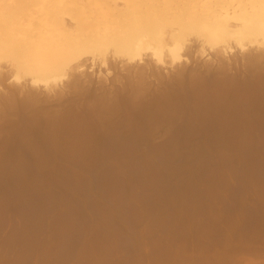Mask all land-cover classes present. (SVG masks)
<instances>
[{"label":"bare ground","instance_id":"bare-ground-1","mask_svg":"<svg viewBox=\"0 0 264 264\" xmlns=\"http://www.w3.org/2000/svg\"><path fill=\"white\" fill-rule=\"evenodd\" d=\"M258 154L264 157V0H0V204L10 200L11 206L15 207L20 203L19 197L33 199L38 194L43 197L45 194H41L43 192L39 188L50 189L47 191L53 201L52 215L47 204H42V207L36 204L38 208L46 206L50 212L44 208V215L47 213L50 218L45 216L49 219L48 237L38 238L37 243L27 239L29 247H34L28 248L29 244L24 241L23 246L20 241H27L26 233L21 231L24 235L20 232L23 239L19 240L18 235L14 236L16 230L10 226L14 231L10 230L12 238L16 237L18 243L13 239L15 244L8 241V249L11 245L16 248L17 244L20 251L12 248L15 252L11 255L12 251L7 249L10 256L3 259H7V264H26L35 254L39 258L38 264H64L71 253H75L79 260L87 259V264H123L115 263L116 259L111 262L109 254L113 251L116 230L126 209L127 203L124 201L126 204H122V200L125 196L128 199L129 187L147 183V186L142 184L145 194L140 196L141 206L147 210L149 207L152 209L154 202L166 198L170 202L169 194L172 192L169 186L174 187L172 180H176L175 172L171 171L167 173L170 179L162 183L163 175L160 177L158 168H155L157 164L154 165L150 158L160 157L167 165L173 164L176 158H183L185 165L181 163L184 165L181 169L177 170L179 166L174 169L187 175L186 180L183 178L186 190H181V184L180 189L174 187L173 199L179 197L193 206L195 193L200 189L194 172L204 170L199 172L200 176L204 174L209 182L204 177L202 183L207 181L213 185L215 181L213 188L206 182L202 192L208 185L215 196L217 191L214 187L216 182H220L223 189L218 190H221L223 198L233 177L237 181H251L249 167L252 165L249 161ZM192 162L200 166L194 168ZM160 166L163 165H159L161 169ZM200 176L199 179L202 178ZM92 180L98 185V190L105 192V196L106 193L111 197L118 195L108 198L112 200L111 204L101 207L99 198L90 187ZM115 180L122 183V189ZM254 181L251 187L256 189L258 185ZM167 182L170 183L168 186ZM162 184H166V189L170 188L169 194L164 193L167 191ZM57 189L63 191L58 192ZM257 189L261 191L264 187ZM207 190L209 196V188ZM79 192L90 200L86 204L93 208L96 217L99 213L103 218H93L95 215L87 211ZM13 197H18L16 205ZM145 204L149 207L146 208ZM161 205L158 207L162 209L164 205ZM71 206L76 207V213L75 210L73 212L77 218L84 219L86 225L99 222L98 226L92 225L88 229V225L84 226L85 229H80V226L78 230L75 226L78 223L72 220ZM183 206L181 204V209ZM7 207L10 206L6 205V213L2 210L5 215L13 208L6 210ZM18 207L16 212L20 209ZM136 207L138 211L141 209L140 205ZM178 208L174 210L178 211ZM197 209L193 208L190 215L185 210L179 213L192 219ZM257 209L254 212L259 213L261 220L264 219V211L260 207ZM14 212L10 217H15ZM181 214L179 216H183ZM164 219L163 216V222ZM189 219H186L187 226L192 222ZM259 219L257 223L259 221L261 225ZM38 220L34 223L39 225L41 221ZM23 221L21 224L25 219ZM73 221L76 224H72ZM14 223L11 225L17 226L18 223ZM0 226H3L0 231L5 228L4 224ZM178 227L170 226L169 237L178 235ZM237 228L233 230L237 231ZM73 229L78 230L75 233L86 232L78 236ZM221 229L220 235L225 228ZM38 230L44 232L43 228ZM228 230L221 235V247L224 248L230 246L228 239L236 234ZM89 232L93 236L91 239ZM44 233L47 234L46 231ZM40 234L43 235L39 233L37 237ZM237 237L239 239V235ZM210 238L209 242L202 239V244L212 245ZM0 241L4 245L3 239ZM2 248L0 254L4 253ZM167 248L161 250L162 253L175 252L169 250L172 247Z\"/></svg>","mask_w":264,"mask_h":264},{"label":"rangeland","instance_id":"rangeland-1","mask_svg":"<svg viewBox=\"0 0 264 264\" xmlns=\"http://www.w3.org/2000/svg\"><path fill=\"white\" fill-rule=\"evenodd\" d=\"M264 158L262 155H260V154H258V155H256V156H254V157H251V158H253V159H250V161H249V165L252 167H249L251 170L250 171H252V172H250L251 173V181H248V182H246L245 180H240V181H237L233 176V178L231 179V184H233L232 185V187H230L231 186V184H230V186H228L227 188V190H229V191H227V192H225L226 190H224V192L226 193L225 195H223V198H222V195H220V193H221V190H220V192H219V190L218 189H223V187H220L221 186V184H220V182H216V184H217V186H216V188L214 187V191L216 192V194H215V196H213V189L211 190V188L210 187H212L213 188V185L215 186V181L213 182V185L212 184H210V183H208L209 182V180L207 179V177L204 175H202V176H200L201 174L200 173H203V171L204 170H200L198 173H196V172H194L195 174H197V175H195V178L198 180V183L196 184L198 187L197 188H200L199 190H197V191H199L200 192V194H198V193H195V197H194V207L193 206H191V205H189V202H187V201H184L183 199H181V198H179V197H174L175 199H173V196H174V192H173V189H174V187L176 188V189H180V187H181V185H182V187H181V190H182V188H183V191H185L186 189V185L184 184L185 183V180L187 179V175H184L185 173H181V172H177V170H179V169H181L184 165H185V163H183L184 162V160H183V158L181 159V158H176L172 163L173 164H169V165H167V164H165L163 161H162V159L160 158V157H152V158H150L151 160H152V162H154V165H155V163L157 164L156 166H158V167H156L155 166V168H158V172H160V177H161V175H163V177H161V179L164 181L165 179H170V177H169V175L167 174V173H170L171 171H173V172H175V176L174 177H176V180H172V181H174L173 182V184H172V186L174 185V187H171V186H169L167 189H166V186H164V185H166V184H162V187L164 186L165 187V191H167V192H164L163 190V188H162V192L161 193H168L169 192V189H170V192H172V193H168L169 194V197H170V202L169 201H167L169 198H166L165 200H163V201H157V203L156 202H154V204L153 205H151V207H152V209L149 207H147L146 206V204L144 205L146 208H148L147 210H145V208L143 207V206H141L142 205V203H141V201H140V196H141V194H145V190L143 191V189H145V186H143V185H145L146 184V186H147V183H145V184H143L144 182H142L141 184H138L137 186L136 185H132V186H130L129 187V189H128V199L126 198V196H125V198L122 200V204H124V201L127 203H125L126 204V211L124 210V212H123V218H121V221L119 222V226H118V228L119 229H117L116 230V235H115V239H114V244H113V251L111 250L110 252H112V253H110L109 254V257L111 258H109L110 260H111V262H113V261H115L114 259H116V262L115 263H117V262H123V264L125 263V264H264V237H260V236H264V230L262 229V228H264V225H262V220H263V222H264V219H262L261 220V218H260V215H259V213H255V212H257L258 211V209H257V207L259 208L260 207V210L261 211H264V209H262V208H264V205L262 204V203H264V201H262V200H264L262 197H264V189H261V188H263L264 187V169L262 168L264 165H262V164H264L263 163V159L262 158ZM259 158H261V160L259 159ZM180 159V160H179ZM252 160V161H251ZM179 161H180V163H179ZM260 161V162H259ZM162 162V164H160ZM175 162V163H174ZM181 163H183L182 165H181ZM259 163V164H258ZM175 164H177V165H175ZM179 164V165H178ZM194 164H195V166H194ZM159 165H163V166H160L161 167V169L159 168ZM180 165H181V167H180ZM189 165H191V164H189ZM196 165H197V167H199L200 165L199 164H196V163H193L192 162V167H196ZM254 165H256V168H255V166ZM257 165H259V166H257ZM175 166V167H174ZM178 166H179V168H178ZM226 166V165H225ZM261 166V167H260ZM163 167V168H162ZM228 167H229V165H228ZM174 168H178L177 170L176 169H174ZM190 168V167H189ZM164 169V170H163ZM167 169H168V171H167ZM260 169V170H259ZM261 169H262V171L263 172H261ZM157 170V169H156ZM165 170H166V172H165ZM255 170V171H254ZM259 170V171H258ZM161 171H164L165 172V176L167 177V178H165V176H164V172L162 173ZM181 171V170H180ZM253 171H254V173H253ZM205 174H206V172H204ZM229 173L232 175H234L235 176V174L233 173V172H230L229 171ZM179 174V175H178ZM168 175V176H167ZM193 175V174H192ZM261 175H263V176H261ZM199 176L200 177H202L201 179H199ZM253 176V177H252ZM255 176V177H254ZM257 176V177H256ZM204 177H206V179L208 180V185H212V186H210V187H207L206 186V188L208 189L209 188V196H208V190L206 189L205 190V192H204V190H203V192H202V189H204V187H205V185L207 184L206 182L205 183H202V182H204L205 180V178ZM236 177V176H235ZM181 178V179H180ZM185 180H184V179ZM263 180V182L260 180ZM174 179V178H173ZM235 181H237V182H235ZM237 179H239V178H237ZM254 179H255V181H254ZM258 179V180H257ZM180 180V181H179ZM184 182H183V181ZM200 180V181H199ZM204 180V181H203ZM162 181V183H166V180H165V182H163ZM167 181H171V180H167ZM171 181V182H172ZM243 181V182H242ZM253 181H254V183H255V185H258V186H256V189H254V188H252L251 186H253L254 184H253ZM256 181H257V183H256ZM260 181V182H259ZM93 182H95V181H91L90 182V187H91V189L93 188V194H96L97 195V197L99 198L98 200H99V202L101 203V207H103V206H105V205H109V204H111V202L110 201H112V200H108V198L109 199H113V198H115L116 196H118V195H114V197H113V195H112V197H111V194H107L106 193V196H105V192H103V191H101V190H98L99 189V187H98V185H96V182L94 183V184H92ZM140 182V181H139ZM176 182V183H175ZM178 182V183H177ZM180 182V183H179ZM183 182V183H182ZM240 182V184H238ZM250 182L252 183V184H250ZM261 182H262V184H261ZM115 183L116 184H119V186H120V188L122 189V183L121 182H119V181H116L115 180ZM137 183H138V181H137ZM222 183V182H221ZM249 184V186H248V184ZM94 185L95 186V189H94V186H92V185ZM143 184V185H142ZM170 184V183H169ZM168 184V182H167V186L169 185ZM177 185V187H176V185ZM181 184V185H180ZM201 184H205L204 186L203 185H201ZM223 184V183H222ZM179 185V186H178ZM184 185H185V187H184ZM243 185V186H242ZM262 185H263V187H262ZM142 186V187H141ZM236 186H238V187H236ZM246 186V187H245ZM137 187H139L138 189H137ZM250 187V188H249ZM259 187V189H261V191H262V193H261V191H259L257 188ZM130 188H132V189H130ZM230 188V189H229ZM233 188V189H232ZM245 188V189H244ZM252 188V189H251ZM39 189H42V192L43 193H41V191H40V193L41 194H45V195H42L43 197H39L40 196V194H38V196L37 197H35V198H33V199H35V200H33L31 197H13L12 199H13V201H14V205H16V203H18L17 202V199L16 198H18L19 200V204L18 205H16L17 207L18 206H20V204L22 203V207H24L23 209H21V206L20 207H18V208H20V209H18L19 211H17L16 212V210H17V207L15 206H11V203L9 202V201H4L5 202V204L2 202L1 204H0V206L2 205V204H4L3 206H5L6 207V205H8V206H10V208L9 207H7L6 208V210L8 209V210H11V208H12V213L14 212V216L15 217H13V215H12V217L14 218V219H16L18 222H16V220L14 221V219L12 218V217H10V215L12 214L10 211H8L9 213H7L8 214V216H7V214L5 215V213L7 212V211H5V207H2V209L0 208V211H1V213H0V216H2V217H0L1 219V221H0V223L3 225L4 224V226L5 225H7V227L5 226V228L2 230L1 229V233H0V240H2L3 239V242H4V245H1L2 243V241H0V248L3 246L4 248H5V250H4V248H2V250L4 251V253H2V254H0L1 256L0 257H2V259H0L1 260V262H0V264H2L3 262V264H7V263H9L8 261H7V259L5 260V261H7V262H5L3 259H5V258H8L9 256H8V253L10 252V251H8L7 252V249H8V245H9V243H8V241L11 243V241H12V237H13V235L11 234V231H12V229H15L16 231H15V234H14V236L15 235H18V236H16L17 238L19 237V240L20 239H23L22 238V235H24V234H22V232H24V233H26V235L28 236V238H27V236H26V240L27 239H32L31 241H34V243H35V241H36V243L38 242L37 241V239L38 238H43L44 239V235H45V237H48L49 236V233L47 232V230H48V228H47V226H48V221H49V219H46V218H48L46 215H48L47 213H49L50 211H52V212H50L49 214H51L52 215V213H53V210H52V207H53V201H51L52 200V196H50V194H49V192H50V189H47V190H49V192L46 190V189H44V188H39ZM70 189V191H72L71 190V188H69ZM120 189V190H121ZM142 189V190H141ZM185 189V190H184ZM216 189V190H215ZM248 189V190H247ZM252 191H251V190ZM44 190V191H43ZM95 190V191H94ZM130 190H132L131 192H130ZM212 192H211V191ZM231 190H233L232 192H231ZM246 190V191H245ZM45 191H47L46 193L51 197H49L48 198V195L45 193ZM57 191L58 192H60V191H63V189H60V190H58L57 189ZM100 191V192H99ZM134 191V192H133ZM143 191V192H142ZM196 191V192H197ZM236 191V192H235ZM239 191V192H238ZM244 191V192H243ZM258 191V192H257ZM137 192V193H136ZM214 192V193H215ZM234 192V193H233ZM255 192V193H254ZM102 193H104V194H102ZM203 193V194H202ZM207 194V197H206V194ZM212 193V194H211ZM229 193V194H228ZM238 193V194H237ZM241 193V194H240ZM260 194L261 196H259L258 194ZM79 194L81 195V197L85 200V206H86V209H87V211L90 213V214H94L95 216L93 217V218H95L96 217V213H95V211L93 210V208L92 209H90V205H87V204H89V202H90V200H88L87 199V197H85V195H84V193H82V192H79ZM171 194H173L172 196H170ZM197 194H198V198H197ZM204 194H205V196H204ZM212 195V197H214V199H216V200H214L212 197H211V195ZM218 194V195H217ZM240 194V195H239ZM244 194V195H243ZM221 197H220V196ZM255 195H257L258 197H256ZM45 196H47V197H45ZM100 196V197H99ZM102 196H104V197H102ZM135 196H137V197H135ZM218 196H219V200H218ZM240 196L243 198V200H241L242 198H240ZM101 197H102V199H101ZM111 197V198H110ZM139 197V198H138ZM206 197V198H205ZM208 197H209V200H213V201H209L208 200ZM211 197V198H210ZM215 197H217V198H215ZM229 197V198H228ZM239 197V198H238ZM41 198V199H40ZM86 198V199H85ZM131 198H132V200H131ZM178 198V200H176ZM199 198H200V200H201V202L199 201ZM202 198V199H201ZM259 198H260V200H259ZM14 199H16V201L14 200ZM51 199V200H50ZM104 199V200H103ZM195 199H198V200H195ZM207 199V200H206ZM259 201H258V200ZM107 201V203L108 204H106V201ZM131 200V201H130ZM172 200V201H171ZM181 200H183V203L181 202ZM128 201V202H127ZM136 201V202H135ZM166 201V202H165ZM176 201V203H174V202ZM178 201H180L181 203H179ZM197 201H198V203H197ZM208 201V202H207ZM221 201H223V202H221ZM255 201V202H254ZM262 203H261V202ZM7 202H9L8 204H7ZM12 202V201H11ZM131 202H132V204H131ZM140 202V203H139ZM164 202V203H163ZM197 203V205L199 206H197L196 205V203ZM206 202H207V204H206ZM239 202V203H238ZM258 202V203H257ZM77 203V202H76ZM87 203V204H86ZM136 203V204H135ZM168 203H169V205H168ZM175 205H174V204ZM177 203H179V204H177ZM224 203V204H223ZM240 203H243V205L242 204H240ZM261 203V204H260ZM10 204V205H9ZM13 204V203H12ZM36 204H37V206H44V205H42V204H47L48 205V207H49V210L48 209H46V206L44 207L45 208V210H47V213H46V215H44L45 214V210L43 211V209L44 208H41V207H37L36 206ZM92 204V203H91ZM105 204V205H104ZM124 204V205H125ZM133 204H135V205H133ZM160 204H163L164 205V207H163V205H161L163 208L161 209V207H158V205H160ZM177 204V205H176ZM181 204L183 205L184 204V208H182L181 209ZM239 204V205H238ZM255 204V205H254ZM257 204V205H256ZM28 205H35L36 207H34V206H31V208L32 207H34L33 209L34 210H36L38 213H39V215L41 214V216H43V217H40L39 215H37L38 213H35L36 211H34L33 209H31ZM93 205V204H92ZM136 205H140V207H141V209H139V211H138V209H137V207H136ZM168 205V206H167ZM180 206V208H178L179 206ZM195 205L197 206V207H195ZM209 205V206H208ZM230 205V206H229ZM79 207V204H76V207ZM88 206H89V209H88ZM155 206V207H154ZM170 206V207H169ZM171 206H173V207H171ZM176 206V208H174ZM204 206V207H203ZM208 206V207H207ZM212 206V207H211ZM250 206V207H249ZM75 206L73 207V206H71V213H72V220H74V221H76L78 224H76V222H72V224L73 223H75L76 225V227H77V229L79 230V227L81 226V228L80 229H85V227L84 226H87V229H88V227L89 226H95V227H97L98 226V224H99V222H95V223H93V222H91V223H88L87 225L85 224V220L84 219H82V218H77L78 216H76L75 215V213H76V211H77V209L78 210H81L80 208H78L77 207V209H75L76 208ZM107 207H109V206H107ZM139 207V208H140ZM186 207V208H185ZM206 207V208H205ZM253 207V208H252ZM255 207H256V209H255ZM4 208V209H3ZM37 208H38V210H37ZM41 208V209H40ZM134 208H136V209H134ZM143 208V209H142ZM154 208H155V210H154ZM159 210H158V209ZM167 208V209H166ZM172 208V209H171ZM178 208V211L177 210H174V209H177ZM193 208H198L197 209V213H196V215H195V217H192V219H189V218H191V217H187V216H189L190 214H189V212L191 213L192 211H193ZM201 208H204V209H201ZM209 208V209H208ZM247 210H246V209ZM16 209V210H15ZM102 209V208H101ZM133 209V210H132ZM150 209V210H149ZM180 209V210H179ZM206 209H208V211L206 210ZM253 211H252V210ZM2 210H4L5 211V213H4V211H2ZM14 210V211H13ZM34 212H33V211ZM75 210V213L73 212ZM92 210V211H91ZM132 210V211H131ZM149 210V211H148ZM153 212H152V211ZM156 210H158V212L156 211ZM165 210V211H164ZM181 210H183V213H184V210L186 211V212H188V214L189 215H187V214H185V215H183V214H181L182 213V211ZM237 210V211H236ZM251 210V211H250ZM254 210H255V212H254ZM49 211V212H48ZM102 211H103V209H102ZM128 211V212H127ZM148 211V212H147ZM157 212V214H156V212ZM162 211V212H161ZM171 211V212H170ZM176 211V214H177V216H176V214H174V212ZM4 213V215H1V214H3ZM19 212H20V214H19ZM44 212V213H43ZM93 212V213H92ZM139 212H140V214H139ZM163 212L166 214H163ZM169 212H170V214H169ZM179 212H181V213H179ZM185 212V213H186ZM242 214H241V213ZM253 212V213H252ZM17 213V214H16ZM101 213V212H100ZM136 213H137V215H136ZM148 213V214H147ZM161 213V214H160ZM248 213V214H247ZM250 213H252L253 214V217H252V214H250ZM18 214H19V217H18ZM25 214V215H24ZM27 214V215H26ZM36 214V215H35ZM154 214H156V216L154 215ZM179 214H181V215H183V216H179ZM240 214V215H239ZM21 215L23 216V217H21ZM34 215H35V217L37 218L36 219V221H35V217H34ZM98 216L99 215H101V214H97ZM153 215H154V217H153ZM168 215V218L166 217ZM174 215H175V217H174ZM241 215H242V217H241ZM244 215V216H243ZM248 215V216H247ZM4 216L6 217V218H4ZM27 216V217H26ZM45 216H46V218H45ZM96 217V219H98V220H100V218L99 217H101V216H99V217ZM163 216H164V218H166V219H164V222H163ZM174 217V218H171V217ZM185 216V217H184ZM203 216H205L204 217V219L202 218ZM209 216V217H208ZM237 216V217H236ZM240 218H239V217ZM250 216L252 217V218H250ZM257 216H259V218H257V219H259L261 222V225H259L258 223H259V221H258V223H257V219H256V217ZM135 217H137V218H135ZM155 217H159V221H157L156 220V218ZM181 217V218H180ZM228 217V218H227ZM230 217H233V218H230ZM263 217V216H262ZM6 219V220H4V219ZM8 218V219H7ZM19 218V219H18ZM27 218V219H26ZM41 218V219H40ZM45 218V219H44ZM50 218V217H49ZM101 218H103V217H101ZM140 218V219H139ZM151 218H153V219H151ZM176 218H177V220H176ZM186 218L187 220L189 219L190 221H192L191 223H188V226H187V221H186V219L184 220V219ZM200 218H201V220H200ZM209 218V219H208ZM211 218H213V219H211ZM227 220H226V219ZM10 219V220H9ZM13 221H12V220ZM25 219V223H23V224H21L22 222H24L23 220ZM38 219H40V221L38 220ZM82 219V220H81ZM127 219V220H126ZM138 219V220H137ZM170 219V220H169ZM195 221H194V220ZM199 221H198V220ZM211 219V220H210ZM223 221H222V220ZM224 219H225V221H224ZM230 219H232V221L230 220ZM236 219H237V221H238V227L240 226V224H241V228L239 227V228H237V226L236 225H234L235 224V222H237L236 221ZM240 219H242V220H240ZM243 219H244V221H243ZM9 220V221H8ZM37 220L40 222V226L37 224V223H34V221L35 222H37ZM135 220V221H134ZM155 220H156V222H155ZM206 220V221H205ZM219 220V221H218ZM233 220H235V222L233 221ZM250 220H253V221H250ZM5 221H8V222H5ZM85 221V222H84ZM103 221V220H102ZM102 221H100V223L102 222ZM162 221V222H161ZM168 221V222H167ZM204 221V222H203ZM212 221H214V222H212ZM244 222V223H246L245 225H248V226H250L249 225V223H251L252 225L251 226H254L253 228L251 227V229L248 227H246L245 225H244V223H242V222ZM5 222V223H4ZM15 222V223H14ZM28 222V223H27ZM38 222V223H39ZM131 222H132V224H131ZM161 222V223H160ZM166 222V223H165ZM170 222H173V223H170ZM177 222V223H176ZM199 224H198V223ZM205 222L207 223V225L205 224ZM226 222V223H225ZM230 222H233V223H230ZM248 222V223H247ZM252 222H254V223H257L259 226H261V227H259L257 224L256 225H253L254 223H252ZM7 223V224H6ZM12 223H14V224H17V226H14V225H11ZM41 223H42V226H41ZM81 223V224H80ZM93 223V224H92ZM154 226H151V224ZM165 223V224H164ZM169 223V224H168ZM175 223V224H174ZM181 223V224H180ZM183 223H186L185 225H186V228H185V225L183 224ZM202 223V224H201ZM212 223V224H211ZM227 223H229V224H227ZM0 224V225H1ZM34 225V226H32V225ZM36 224V225H35ZM85 224V225H84ZM125 224V225H124ZM158 224V225H157ZM173 224H174V226H176V227H178L179 225L181 226V227H178V231L177 232H179L178 233V235H174L173 237H169V228H170V226L171 227H174L173 226ZM179 224V225H178ZM219 224V225H218ZM242 224H243V226H242ZM27 225V226H26ZM37 225L39 226V227H41V228H39V227H37ZM44 225V226H43ZM78 225V226H77ZM137 225V226H136ZM168 226V228H167V226ZM178 225V226H177ZM191 225H192V227H195V228H192L191 227ZM198 225V226H197ZM202 225H203V227H202ZM212 225V226H211ZM214 225H215V227H214ZM222 226V229L223 228H225V230L227 231L228 229L229 230H231V227H233V226H231V225H234L238 230L236 231V229L235 230H233V228H235V227H233L232 228V230H233V232L232 233H236V234H238L239 235V239H238V235L236 236V234L234 235V234H232L231 236L232 237H234V238H232V237H230L231 238V240L230 239H228L231 243H232V241H233V239H234V241H233V244L231 245L230 244V242H229V245L230 246H228V248L226 247V248H224V246L223 247H221L222 245V242H221V240H222V238L223 237H221V235H224L223 234V232L225 231H222V229H221V226ZM229 225H230V227H229ZM10 226H11V228H10ZM21 226V227H20ZM23 226V227H22ZM29 226V227H28ZM73 227V228H76V227ZM126 226H128V227H126ZM149 226V227H148ZM152 228H151V227ZM160 228H159V227ZM200 226V227H199ZM220 226V227H219ZM255 226H257L256 228H255ZM263 226V227H262ZM1 227H3V226H0V228ZM34 227V228H33ZM123 227V228H122ZM164 228L163 230H162V228ZM202 227V228H201ZM210 227V228H209ZM227 227V228H226ZM243 227V228H242ZM10 228V229H9ZM25 228V229H24ZM42 228H43V230H44V232L46 231V233L47 234H45L44 232H42L41 230H42ZM121 228V229H120ZM126 230H125V229ZM139 228V229H138ZM204 228V229H203ZM206 228V229H205ZM216 228L218 229V228H220L221 229V235H220V229H219V231L218 230H216ZM260 228H261V230H260ZM18 229V230H17ZM38 229H40V231L41 232H39V230ZM123 229H124V231H123ZM135 231H134V230ZM148 229V230H147ZM151 229H154V230H151ZM207 229H208V231H207ZM215 229V230H214ZM251 231H250V230ZM253 229V230H252ZM11 230V231H10ZM29 230H31V231H29ZM74 230V229H73ZM78 230H74V233H75V231H77L78 232ZM100 230V229H99ZM119 230V231H118ZM137 230V231H136ZM167 230V231H166ZM179 230H181V231H179ZM190 230H192V231H190ZM201 230V231H200ZM207 231V233H206V231ZM228 230V232H230ZM231 230V231H232ZM3 231V232H2ZM7 231H8V233H7ZM9 231H10V234H9ZM22 231V232H21ZM81 231V230H80ZM184 231V232H183ZM205 232V234H204V232ZM213 231V232H212ZM234 231H236V232H234ZM238 231H240V232H238ZM242 231V232H241ZM259 231V232H258ZM17 232H19V233H17ZM20 232H21V234H20ZM37 232V233H36ZM75 233V234H78V236H80V235H83L85 232H86V230L84 231V233H83V231H81L82 233L80 234V233ZM119 232V233H118ZM137 232V233H136ZM149 232V233H148ZM162 232V233H161ZM164 232V233H163ZM168 232V233H167ZM187 232V233H186ZM194 232V233H193ZM210 232H212L211 234H209ZM219 233V236L216 234V233ZM262 232V233H261ZM12 233H14V231H12ZM35 233V234H34ZM39 233H44L43 235H41L40 234V236H38L37 237V235L39 234ZM118 233V234H117ZM167 233V234H166ZM202 233V234H201ZM214 233H215V235H214ZM225 233V232H224ZM240 233V234H239ZM251 233V234H250ZM253 233V234H252ZM259 233V234H258ZM20 234V235H19ZM30 234H33V235H30ZM93 234H94V232H93ZM135 234V235H134ZM163 234H165V235H163ZM227 234V233H226ZM6 235H8V236H6ZM12 235V236H11ZM89 235L90 236H92V233L91 232H89ZM96 235H98V233L96 234ZM95 235V236H96ZM118 235V236H117ZM132 235H133V237H132ZM184 235V236H183ZM190 235V236H189ZM204 235H206V236H204ZM208 235H210L209 237H208ZM251 235V236H250ZM260 235V236H259ZM3 236H5L4 238H5V240H7V242L5 243V240H4V238H3ZM10 236V237H9ZM21 236V237H20ZM25 236H23V237H25ZM30 236V237H29ZM89 236V237H90ZM189 236V237H188ZM201 238H200V237ZM213 236H215V237H213ZM240 236H241V238H240ZM246 236V237H245ZM248 236V237H247ZM2 237V238H1ZM6 237H8V238H10L9 240H8V238H6ZM16 237H14V241H15V243H18V242H16ZM32 237V238H31ZM85 237H86V235H85ZM206 237H208V239L210 238V242H211V244L212 245H210V243L209 244H207V245H209L208 246V248H207V245H206V243H204V245L202 244L203 242H202V239H203V241H207V242H209L208 241V239L206 238ZM213 237V238H212ZM221 237V238H220ZM237 237V238H236ZM244 237V238H243ZM91 238H93V236L92 237H90V239ZM96 238V237H95ZM160 238V239H159ZM170 238V239H169ZM187 238V239H186ZM206 238V239H205ZM29 239V240H30ZM35 239V240H34ZM39 239V240H40ZM46 239V238H45ZM179 239V240H178ZM184 239H186V240H184ZM201 239V240H200ZM213 239H214V241H213ZM19 240H17V241H19ZM29 240H27V241H25V240H21L20 242H21V244H22V242L24 241L25 243H27V244H29ZM118 240V241H117ZM123 240H124V243H123ZM136 240V241H135ZM151 240L153 241V242H151ZM159 240V241H158ZM160 240L162 241V242H160ZM182 240V241H181ZM220 240V241H219ZM14 241H12L13 243H14ZM41 242L43 241V240H40ZM78 241H79V238H78ZM116 241H117V243H116ZM139 241V242H138ZM140 241H141V244H140ZM183 242V243H181V242ZM219 241V242H218ZM244 241V242H243ZM20 242H19V245H20ZM23 242V243H24ZM164 242V243H163ZM185 242V243H184ZM213 242V243H212ZM235 242V243H234ZM240 242V243H239ZM14 243V244H15ZM31 243V242H30ZM34 243H31V245L32 244H34ZM134 243V244H133ZM136 243V244H135ZM200 243V244H199ZM220 243V244H219ZM5 244L7 245L6 247H5ZM154 244V245H153ZM213 244L215 245V247L213 246ZM220 246H219V245ZM241 244V245H240ZM11 245V244H10ZM23 245V244H22ZM128 245V246H127ZM240 245V246H239ZM24 246V245H23ZM30 246V244L28 245V248H32V247H34V246H32V247H29ZM138 246V247H137ZM166 246H168V248H170V247H172V249L170 248L169 250L171 251V252H174V250H175V252H177V253H170V254H167V253H162V251H164L165 250V248H166ZM173 246H175V247H173ZM184 246V247H183ZM197 246V247H196ZM200 248H199V247ZM206 246V247H205ZM36 247V246H35ZM117 247H119V248H117ZM163 247H164V249H163ZM182 247V248H181ZM204 247V248H203ZM9 248L10 249H8V250H11L12 248H14V250L16 251L17 250V248H18V251H20V247H18L17 246V244H16V248H15V245H13V247H12V245L11 246H9ZM25 248H26V245H25ZM25 248H23V249H25ZM117 248V249H116ZM159 248V249H158ZM162 248V249H161ZM167 248V249H168ZM177 248V249H176ZM180 248V249H179ZM195 248V249H194ZM202 248V249H201ZM216 248V249H215ZM21 249H22V247H21ZM125 249H127V250H125ZM136 249V250H135ZM157 249H158V251H157ZM166 249V250H167ZM179 249V250H178ZM206 249V250H205ZM227 249V250H226ZM1 250V249H0ZM14 250H11L12 252H10V254L12 255L15 251ZM126 252H125V251ZM139 250V251H138ZM162 250V251H161ZM173 250V251H172ZM177 250V251H176ZM183 250H184V252H183ZM221 250V251H220ZM2 251V252H3ZM128 251V252H127ZM136 251V252H135ZM179 251V252H178ZM187 251V252H186ZM206 251H208V254H207V252ZM219 251V252H218ZM142 252V253H141ZM161 252V253H160ZM184 254H183V253ZM202 252V253H201ZM0 253H1V251H0ZM132 253V254H131ZM140 253V254H139ZM151 253H153V254H151ZM155 253V254H154ZM157 253V254H156ZM182 253V254H181ZM6 254V255H5ZM72 254H74L73 255V258H71L72 256ZM120 254V255H119ZM163 254V255H162ZM164 254H165V256H164ZM176 254H177V256H176ZM204 254V255H203ZM210 254V255H209ZM68 255V254H67ZM116 255V256H115ZM128 255V256H127ZM142 255H144V256H142ZM152 255H154V256H152ZM156 255V256H155ZM158 255V256H157ZM162 255V256H161ZM182 255V256H181ZM35 258L37 257V254H35V255H33ZM75 256V257H74ZM87 256V255H86ZM86 256H84V257H86ZM111 256H114V257H117V258H114V257H111ZM126 256V257H125ZM184 256H186V257H184ZM192 256V257H191ZM4 257V258H3ZM34 257H32V259L34 258ZM124 259H123V258ZM129 257V258H128ZM131 257V258H130ZM133 257V258H132ZM151 257V258H150ZM165 257V258H164ZM166 257H169V258H166ZM173 257V258H172ZM189 257V258H188ZM197 259H196V258ZM206 257V258H205ZM29 258H31V257H29ZM35 258L32 260V263L31 264H35V263H37L38 264V262L37 261H39V258L37 259V260H35ZM71 258V259H70ZM127 260H126V259ZM142 260H141V259ZM156 258V259H155ZM160 260H159V259ZM177 258V259H176ZM195 258V259H194ZM28 259V258H27ZM67 259V260H66ZM65 259V262H64V264H67L68 262H69V264H87L86 262H87V259H86V261H84L83 260V258H81L80 260L78 259V257H77V255L75 254V253H71V254H69L68 255V257ZM136 259V260H135ZM139 259H140V261H139ZM9 260V259H8ZM30 259H28L27 260V263L26 264H28V262H30L29 261ZM70 260V261H69ZM72 260V261H71ZM119 260V261H118ZM123 260H125V261H123ZM26 261V260H25ZM25 261H24V263H25ZM81 261H83V262H81ZM131 261V262H130ZM85 262V263H84ZM130 262V263H129ZM133 262V263H132ZM23 264V263H22ZM40 264V263H39ZM118 264V263H117ZM122 264V263H121Z\"/></svg>","mask_w":264,"mask_h":264}]
</instances>
